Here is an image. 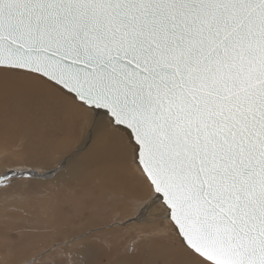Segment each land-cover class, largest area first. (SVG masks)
I'll use <instances>...</instances> for the list:
<instances>
[{
  "label": "snow or ice",
  "instance_id": "obj_1",
  "mask_svg": "<svg viewBox=\"0 0 264 264\" xmlns=\"http://www.w3.org/2000/svg\"><path fill=\"white\" fill-rule=\"evenodd\" d=\"M0 264H264V0H0Z\"/></svg>",
  "mask_w": 264,
  "mask_h": 264
},
{
  "label": "rangeland",
  "instance_id": "obj_2",
  "mask_svg": "<svg viewBox=\"0 0 264 264\" xmlns=\"http://www.w3.org/2000/svg\"><path fill=\"white\" fill-rule=\"evenodd\" d=\"M136 239H137L136 236L128 232H126L122 237H110L107 243L113 246L114 251L112 255H106L104 257V260L107 261V260L114 258L115 251L117 249H119L121 252L126 251L129 247L132 246L133 242ZM103 246H104L103 244L100 245V247H103Z\"/></svg>",
  "mask_w": 264,
  "mask_h": 264
}]
</instances>
